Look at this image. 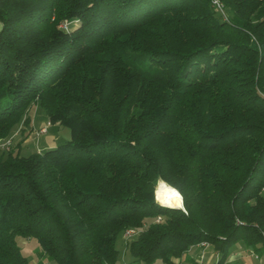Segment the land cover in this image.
<instances>
[{
    "label": "trees",
    "instance_id": "1",
    "mask_svg": "<svg viewBox=\"0 0 264 264\" xmlns=\"http://www.w3.org/2000/svg\"><path fill=\"white\" fill-rule=\"evenodd\" d=\"M212 1L0 0V139L33 104L69 130L0 156V264H29L18 237L54 264H117L129 228L128 264L264 247V0Z\"/></svg>",
    "mask_w": 264,
    "mask_h": 264
},
{
    "label": "rangeland",
    "instance_id": "2",
    "mask_svg": "<svg viewBox=\"0 0 264 264\" xmlns=\"http://www.w3.org/2000/svg\"><path fill=\"white\" fill-rule=\"evenodd\" d=\"M214 9L216 10L215 7ZM64 24L68 25L70 22L66 20L60 21L57 27L66 31V29L63 28ZM23 120L25 122L24 124L20 123L19 125L15 126L8 137L0 139V144L9 139H11L12 142L11 146L7 150L1 148L0 146V156L11 151L14 153L19 151L22 156H28L33 152H42L45 150V144L43 143L45 138L43 136H45V134L46 136H49L53 139L55 145L64 143L69 139V130L58 124L51 125L47 121L43 110L36 104L30 105ZM45 127L47 129L46 132L37 136V131ZM121 240L123 239L119 238L116 244L118 250L120 251V256H122L123 253L122 247L120 245ZM17 243L21 249V252L27 257L29 264H54L48 261L47 258L42 254L34 239L18 237Z\"/></svg>",
    "mask_w": 264,
    "mask_h": 264
},
{
    "label": "crops",
    "instance_id": "3",
    "mask_svg": "<svg viewBox=\"0 0 264 264\" xmlns=\"http://www.w3.org/2000/svg\"><path fill=\"white\" fill-rule=\"evenodd\" d=\"M45 144L44 149L55 147L53 139L49 136H43ZM122 239V238H121ZM122 256H120L117 264H128L125 260V245L121 240ZM118 249V248H117ZM218 254L214 248L206 244L204 246L195 245L192 246L184 255L180 258L172 260V264H216L218 261ZM156 264H163L160 261L155 262ZM154 263V264H155ZM225 264H264V247L261 249L246 247L243 244H237L231 251Z\"/></svg>",
    "mask_w": 264,
    "mask_h": 264
},
{
    "label": "clouds",
    "instance_id": "4",
    "mask_svg": "<svg viewBox=\"0 0 264 264\" xmlns=\"http://www.w3.org/2000/svg\"><path fill=\"white\" fill-rule=\"evenodd\" d=\"M154 196L158 203L168 207H183V196L181 192L171 184L160 181Z\"/></svg>",
    "mask_w": 264,
    "mask_h": 264
},
{
    "label": "built area",
    "instance_id": "5",
    "mask_svg": "<svg viewBox=\"0 0 264 264\" xmlns=\"http://www.w3.org/2000/svg\"><path fill=\"white\" fill-rule=\"evenodd\" d=\"M212 5H213V7L216 8V10H217L220 14H222L223 16H225V14H224V12H223L222 4H221L218 0H213V1H212ZM69 25H70V24H68V25L64 24V25H63V28H65L66 31H67ZM46 130H47L46 127H45V128H41V129H39V130L37 131L36 135H37V136H38V135H41V134L45 133ZM11 144H12L11 139H9V140L5 141L4 143H1L0 146H1V148H4V149L7 150V149L11 146ZM159 219H160V218H158L156 221L158 222ZM139 231H140V230H139V229H136V228H129V229H126V230L123 232V234H122V239H123V241H124V242H127V241L131 240L132 238H134L135 236H137V235L139 234ZM199 245L204 246V245H206V243L203 242V243H200Z\"/></svg>",
    "mask_w": 264,
    "mask_h": 264
},
{
    "label": "water",
    "instance_id": "6",
    "mask_svg": "<svg viewBox=\"0 0 264 264\" xmlns=\"http://www.w3.org/2000/svg\"><path fill=\"white\" fill-rule=\"evenodd\" d=\"M158 204H159V203H158ZM159 205L164 206V205H162V204H159ZM164 207H168V206H164ZM168 208H172V207H168ZM175 209H182V207H175Z\"/></svg>",
    "mask_w": 264,
    "mask_h": 264
},
{
    "label": "bare ground",
    "instance_id": "7",
    "mask_svg": "<svg viewBox=\"0 0 264 264\" xmlns=\"http://www.w3.org/2000/svg\"><path fill=\"white\" fill-rule=\"evenodd\" d=\"M160 181H158V183H159ZM158 183H157V186H158ZM156 189H157V187H156ZM160 204V203H159ZM164 206H166V205H164ZM172 208H175V207H172Z\"/></svg>",
    "mask_w": 264,
    "mask_h": 264
}]
</instances>
